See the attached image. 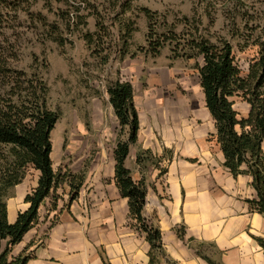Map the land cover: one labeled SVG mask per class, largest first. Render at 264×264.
<instances>
[{
  "label": "crops",
  "instance_id": "obj_1",
  "mask_svg": "<svg viewBox=\"0 0 264 264\" xmlns=\"http://www.w3.org/2000/svg\"><path fill=\"white\" fill-rule=\"evenodd\" d=\"M201 89L197 98L153 101L144 95L138 102L134 95L139 129L125 166L135 181H145L143 217L160 231L159 246L131 213L117 183L116 141L82 164L67 157L56 163L53 147L60 182L41 204L38 222L12 247L11 258L22 254L25 264H264V214L251 205L257 198L253 176L235 175L225 165ZM235 108L241 117L250 110L241 99H235ZM144 153L151 160L138 162ZM67 173L79 180L78 191ZM39 177L30 165L22 182L11 188L6 199L10 223L30 207L25 198ZM53 195H58L55 205ZM7 243L0 242V252Z\"/></svg>",
  "mask_w": 264,
  "mask_h": 264
},
{
  "label": "rangeland",
  "instance_id": "obj_2",
  "mask_svg": "<svg viewBox=\"0 0 264 264\" xmlns=\"http://www.w3.org/2000/svg\"><path fill=\"white\" fill-rule=\"evenodd\" d=\"M25 7L57 23L66 39L63 45L44 39L48 26L27 12L14 29L20 34L21 67L37 69L44 77L48 104L61 114L51 133L56 163L67 157L82 164L128 138L129 127L119 123L108 92L119 79L132 82L138 102L144 95L153 101L201 97L196 61L175 55L176 40L159 53L152 50L149 37L156 22L159 32L175 24L178 36L189 35L194 24L214 42L231 41L244 68L255 54L253 44L264 36V0H29ZM143 8L153 11L154 19ZM87 33L94 35L92 43L84 38ZM147 160L144 153L142 161ZM66 176L79 183L72 173Z\"/></svg>",
  "mask_w": 264,
  "mask_h": 264
},
{
  "label": "trees",
  "instance_id": "obj_3",
  "mask_svg": "<svg viewBox=\"0 0 264 264\" xmlns=\"http://www.w3.org/2000/svg\"><path fill=\"white\" fill-rule=\"evenodd\" d=\"M28 1L0 0V242L8 240L6 248L0 252V264L26 263L27 257L22 254L11 258L12 247L38 222L41 204L55 192L61 177L53 166L51 138L61 114L48 104L49 86L44 77L37 69L21 67L20 34L14 29L22 14L27 12L31 20L37 18L43 26H48L43 31L44 39L61 45L66 39L57 23H47L42 14L34 15L26 8ZM143 11L147 18L154 19L153 11L148 8ZM70 23L68 20V29ZM82 23H85L83 18ZM156 24L149 37L155 53H159L168 41L176 40L175 55L195 59L206 105L215 119L225 165L235 175L246 172L253 176L257 198L251 200V205L264 214V36H259L253 44L255 54L244 68L231 41L214 42L201 34L194 24V32L189 35L182 32L181 36L175 31V24L167 26L163 32H159L158 22ZM11 30L13 33L9 34ZM84 38L92 43L94 35L87 33ZM108 92L119 123L123 128L129 127L128 138L119 140L115 149L116 180L123 195L129 198L131 213L142 222L149 239L159 246L160 231L143 217L147 195L145 181H135L125 166L139 129L134 87L129 80L119 79ZM235 98L250 106L247 116L239 115ZM137 160L142 161V154ZM30 165L40 171L38 185L26 195L30 207L10 223L6 198L9 190L22 182ZM71 185L78 191L80 183L71 182ZM76 194L74 192L71 199ZM53 198L55 205L58 195Z\"/></svg>",
  "mask_w": 264,
  "mask_h": 264
}]
</instances>
